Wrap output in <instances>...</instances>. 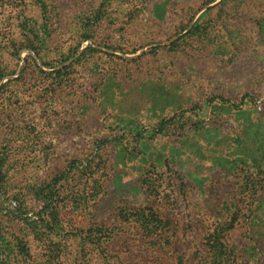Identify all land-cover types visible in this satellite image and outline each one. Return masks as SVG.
<instances>
[{"label":"rangeland","instance_id":"rangeland-1","mask_svg":"<svg viewBox=\"0 0 264 264\" xmlns=\"http://www.w3.org/2000/svg\"><path fill=\"white\" fill-rule=\"evenodd\" d=\"M0 264H264V0H0Z\"/></svg>","mask_w":264,"mask_h":264}]
</instances>
